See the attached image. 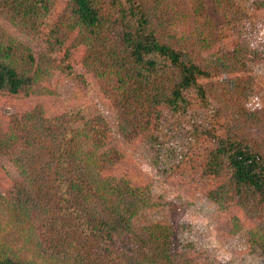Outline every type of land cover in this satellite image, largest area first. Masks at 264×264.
Instances as JSON below:
<instances>
[{
  "label": "trees",
  "instance_id": "trees-1",
  "mask_svg": "<svg viewBox=\"0 0 264 264\" xmlns=\"http://www.w3.org/2000/svg\"><path fill=\"white\" fill-rule=\"evenodd\" d=\"M178 3L179 7L164 0H0V15L28 32L46 23L60 45L79 33L93 36L106 31L110 39H123L130 64L125 72L127 86L116 98L117 105L129 106L136 97L155 89L145 111L154 122L144 119L142 130L153 129L150 138L157 141L156 131L168 116L172 129L186 127L189 151L195 144L203 148V174L212 183L204 193L220 194L229 206L259 216L264 229V41L259 47L244 41L247 34L259 36L264 30V20L249 17L261 9L263 1L213 0L214 11H232V16H247L248 21L247 27L235 25L232 30L239 33L233 47L216 51L211 58L201 51L208 44L202 30L195 27L191 39L181 40L170 31V20L187 17L182 13L184 3ZM186 4L191 21L210 24L207 0H187ZM118 15V26H114ZM2 37L0 96L16 97L37 56L30 47L5 42ZM62 118L38 107L14 112L8 122L16 141L11 146L8 136L0 135V157L6 154L14 163H27L38 143L59 138L47 147L51 155L46 164L51 161V169L44 175L33 173L43 176L45 193L55 207L69 211L55 224L61 241L79 245L92 262L173 264L170 252L161 251L159 244L148 246L144 237L133 241L128 235L135 213L150 198V185L136 186L129 178L109 173L112 150L77 160L67 144V138L72 139L71 127L66 131ZM144 122L151 126H143ZM1 242L0 264H27Z\"/></svg>",
  "mask_w": 264,
  "mask_h": 264
},
{
  "label": "rangeland",
  "instance_id": "rangeland-1",
  "mask_svg": "<svg viewBox=\"0 0 264 264\" xmlns=\"http://www.w3.org/2000/svg\"><path fill=\"white\" fill-rule=\"evenodd\" d=\"M164 1L173 7L184 3L182 13L187 17L170 20L168 27L176 40L191 39L195 27L202 30L208 44L201 51L208 58L233 47L239 39V33H232L235 25L247 27V16L216 12L213 0H207L211 18L206 26L189 19L187 0ZM262 1L261 9L249 17L264 20ZM119 18L114 26H118ZM50 29L41 23L28 32L0 15L3 41L26 45L37 56L19 95L0 96V135H7L11 146L16 141L8 122L14 112L38 107L48 115H61L65 130L71 127L72 139L68 137L67 144L77 160L86 161L104 149L112 150L109 173L129 178L136 186L150 185V198L135 213L128 231L133 241L144 237L148 246L159 244L161 251L170 252L173 264H264L263 221L244 208L229 206L220 194L204 193L212 183L203 174V148L195 144L189 151L186 127L182 131L172 129L168 116L156 131L157 141L150 138L153 129L142 130L144 119L154 122L145 111L155 89L136 97L129 106L117 105L116 98L127 86L125 72L130 64L128 53L122 49L123 39H110L106 31L93 36L79 33L60 45ZM245 38L259 47L264 30L259 36L249 33ZM163 82L167 87L168 80ZM148 122L143 126H151ZM56 139L38 143L27 163H14L6 154L0 157L1 243L27 264H107L90 261L79 245L63 243L55 228L69 211L55 207L45 193L43 176L33 172L44 175L50 168L51 161L46 164L51 155L47 147H53Z\"/></svg>",
  "mask_w": 264,
  "mask_h": 264
}]
</instances>
